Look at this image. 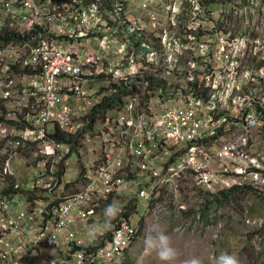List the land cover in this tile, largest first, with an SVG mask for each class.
<instances>
[{
  "label": "built area",
  "instance_id": "built-area-1",
  "mask_svg": "<svg viewBox=\"0 0 264 264\" xmlns=\"http://www.w3.org/2000/svg\"><path fill=\"white\" fill-rule=\"evenodd\" d=\"M186 180L264 194V0H0V264H120Z\"/></svg>",
  "mask_w": 264,
  "mask_h": 264
},
{
  "label": "rangeland",
  "instance_id": "rangeland-1",
  "mask_svg": "<svg viewBox=\"0 0 264 264\" xmlns=\"http://www.w3.org/2000/svg\"><path fill=\"white\" fill-rule=\"evenodd\" d=\"M182 185L180 206L168 208L157 219L151 213L142 218L144 225L139 226L137 240L120 264H191L193 260L198 264H228V258L233 264H264L263 193L244 195L219 206L211 202L221 193L203 190L188 180ZM202 208L206 210L204 216ZM207 217L213 223L205 226ZM160 234L166 240H161ZM168 249L173 255L161 259L159 253ZM41 260L33 264H56L53 256Z\"/></svg>",
  "mask_w": 264,
  "mask_h": 264
},
{
  "label": "trees",
  "instance_id": "trees-1",
  "mask_svg": "<svg viewBox=\"0 0 264 264\" xmlns=\"http://www.w3.org/2000/svg\"><path fill=\"white\" fill-rule=\"evenodd\" d=\"M258 192L254 191L248 187H244L242 189H232L226 192H221V194H215L212 198V202L211 203H216L219 206H223L225 203L227 202H231V201H235L238 198H241L242 196H246L249 194H253L256 195ZM260 194V193H258ZM207 210V207H206ZM206 210H204V208H202V214L204 216V213L206 212ZM212 220L207 217V219L205 220L204 224L205 226L212 224ZM40 261L42 262V260L40 259ZM34 261L29 262V264H33ZM37 264H40V262H36ZM124 264V263H123Z\"/></svg>",
  "mask_w": 264,
  "mask_h": 264
},
{
  "label": "clouds",
  "instance_id": "clouds-1",
  "mask_svg": "<svg viewBox=\"0 0 264 264\" xmlns=\"http://www.w3.org/2000/svg\"><path fill=\"white\" fill-rule=\"evenodd\" d=\"M106 214H113V208L111 205H109L106 209H105ZM160 239L161 240H166V237L163 234H160ZM173 255V252L171 249H168L166 252H160L159 256L161 259H169L170 256ZM222 260L224 259L223 257L221 258ZM191 264H198L197 261L193 260L191 262ZM228 264H233V262L230 260V258H228Z\"/></svg>",
  "mask_w": 264,
  "mask_h": 264
}]
</instances>
